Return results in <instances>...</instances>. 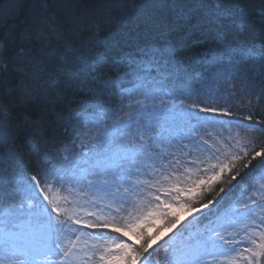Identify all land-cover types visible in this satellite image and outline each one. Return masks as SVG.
Segmentation results:
<instances>
[{
    "label": "snow or ice",
    "instance_id": "obj_1",
    "mask_svg": "<svg viewBox=\"0 0 264 264\" xmlns=\"http://www.w3.org/2000/svg\"><path fill=\"white\" fill-rule=\"evenodd\" d=\"M32 7L4 41L0 84L17 78L15 91L44 103L61 91L90 97L63 128L75 140L87 135L91 144L79 147L91 155L51 166L36 141L25 154L11 108L0 104V264H264V174L259 186L241 174L253 161L264 168V35L229 44L208 77L180 71L168 48H140L105 78L106 55L73 45L78 17L66 36L47 0ZM173 7L218 40L253 21L264 32V6L254 17L238 4ZM23 9L22 0H0V22ZM214 191L224 195L205 202Z\"/></svg>",
    "mask_w": 264,
    "mask_h": 264
},
{
    "label": "trees",
    "instance_id": "obj_2",
    "mask_svg": "<svg viewBox=\"0 0 264 264\" xmlns=\"http://www.w3.org/2000/svg\"><path fill=\"white\" fill-rule=\"evenodd\" d=\"M40 2L41 0H22L23 12L18 13L17 18H8L0 22V54H4L5 39L10 38L12 32L18 31L25 16L34 13L32 5ZM47 2L51 5L49 13L56 18L57 27L64 30L66 36V22L72 17L79 18V23L74 25L79 32L78 37L73 40V45L80 47L82 43H86L85 50L92 54L106 55V63L99 69L105 78H114L115 62L140 48H168L176 53L174 60L180 62V71L198 72L201 76L208 77L216 71V68L211 66L213 57L220 55L229 44L243 41L258 42L264 35L261 25L253 21L239 33H229L225 39L218 40L214 31L206 27H195V18H181L180 7H173L191 4L193 0H47ZM205 2L210 4L219 2L228 6L241 5L249 17H254L255 9L264 6V0H205ZM4 3H9V0H4ZM52 43L54 47L59 48L63 42L53 37ZM17 50V46H10L6 55L14 57ZM201 63L208 65L207 70H201ZM16 83L17 78H9L6 84H0V104L10 106L13 122L19 130V142L25 154L29 151L28 141H36L41 152L51 153L47 157L51 166H56L58 162L63 163L65 155L70 159H76L78 155L79 159L83 149H78L73 136L65 137L63 125L69 122V113L90 97L76 91L66 93L61 91L59 99L56 94L50 93L51 103H44L41 100L28 99L23 93L15 91ZM76 127L86 130L83 121L76 124ZM253 164L256 165V169L242 170V176L244 172L249 173L243 179L245 186L248 183H257L259 186L260 175L264 174V168H261L258 161H253ZM28 174L31 175L30 169ZM239 181L238 177V180L232 183L236 184ZM223 186L227 192L232 185ZM239 191V188L235 189L236 196H239ZM223 195L224 193H220V196ZM220 196L214 191L205 197V202L207 199L219 200ZM207 211L206 209L204 212ZM199 216H202V213ZM159 227L160 225H155L153 230Z\"/></svg>",
    "mask_w": 264,
    "mask_h": 264
},
{
    "label": "rangeland",
    "instance_id": "obj_3",
    "mask_svg": "<svg viewBox=\"0 0 264 264\" xmlns=\"http://www.w3.org/2000/svg\"><path fill=\"white\" fill-rule=\"evenodd\" d=\"M85 133L87 132V129L84 131ZM80 140H82L85 144H87V145H90L91 144V140H90V138L87 136V135H85V136H83V137H80ZM80 140H76V144H77V146H78V149H81L80 147H79V143H80ZM87 149H83V151H86ZM82 151V152H83ZM87 151H89V155H91V151L90 150H87ZM78 158V155H77V157H76V159ZM204 211H206V209L204 210ZM200 213H194V215L195 216H198ZM189 219H191V217H189Z\"/></svg>",
    "mask_w": 264,
    "mask_h": 264
}]
</instances>
